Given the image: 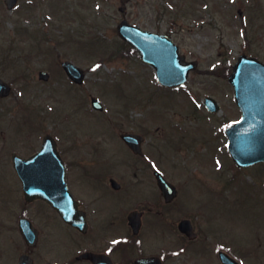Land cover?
Segmentation results:
<instances>
[{
    "label": "rangeland",
    "instance_id": "obj_1",
    "mask_svg": "<svg viewBox=\"0 0 264 264\" xmlns=\"http://www.w3.org/2000/svg\"><path fill=\"white\" fill-rule=\"evenodd\" d=\"M21 3L10 11L0 0V74L14 89L0 100V148L28 152L33 147L27 137L39 129L58 131L64 142L73 137L80 153L82 145L91 151L88 141L121 163L131 154L120 133L139 132L187 189L172 208L176 216L165 220H197V242L170 264H219L216 247L224 240L245 264H264V164L238 168L224 133V121L231 124L240 115L228 79L233 64L241 53L264 61V0ZM123 18L168 33L188 60H198L186 84L165 88L157 81L154 69L120 39L116 28ZM36 30V37L27 32ZM64 59L86 70L81 86L65 75ZM41 69L50 71L49 81L39 79ZM209 94L221 103L217 114L204 105ZM92 95L103 113L91 107ZM34 121L42 124L35 127ZM128 166L116 173L127 184L136 180ZM197 204L201 215L190 209ZM158 241L152 235L153 245Z\"/></svg>",
    "mask_w": 264,
    "mask_h": 264
},
{
    "label": "flooded vegetation",
    "instance_id": "obj_2",
    "mask_svg": "<svg viewBox=\"0 0 264 264\" xmlns=\"http://www.w3.org/2000/svg\"><path fill=\"white\" fill-rule=\"evenodd\" d=\"M39 131L27 137L31 151L0 148V264H170L195 245L197 220H165L176 216L172 208L187 189L180 188L172 169L169 173L160 157L152 155L146 136L137 154L123 142L131 156L120 163L107 159L105 149H93L88 141L84 143L91 151L82 145L85 152L80 153L73 137L64 142L58 131ZM48 136V155L23 167L19 157L30 159L41 152ZM129 164L136 180L127 184L116 173L125 172L122 167ZM22 169L29 173V195L20 177ZM160 174L175 188L171 198L160 185ZM190 209L197 215L204 210L199 204ZM70 212L72 222L64 217ZM183 219L191 221L193 236L182 230ZM152 235L159 237L155 245ZM226 242L216 247L219 264L220 251L242 258Z\"/></svg>",
    "mask_w": 264,
    "mask_h": 264
},
{
    "label": "water",
    "instance_id": "obj_3",
    "mask_svg": "<svg viewBox=\"0 0 264 264\" xmlns=\"http://www.w3.org/2000/svg\"><path fill=\"white\" fill-rule=\"evenodd\" d=\"M15 1L8 0V4L12 7ZM118 31L140 51L143 60L156 67L158 80L164 85L177 86V84L186 83L190 70L197 65L195 61L185 62V57L180 53L178 45L165 34L142 30L137 25H131L127 20L121 22ZM62 65L75 81L81 83L84 80L86 75L77 65L71 61H64ZM234 68L229 79L236 90V100L243 115L238 123L226 129V133L229 136L230 153L239 166L245 167L255 162H264V62L242 54ZM39 77L48 80L50 76L47 72L41 71ZM11 90L10 84L0 78V96H6ZM92 99L93 106L103 108L96 97ZM206 104L214 111L219 109L218 102L211 96L206 98ZM122 137L127 140L135 152L141 149V136L126 133ZM45 150L46 147L39 155H46ZM26 174L22 173V175ZM158 178L165 194L167 196L169 194L170 198L175 195L174 186L161 174ZM190 225V221L184 220L181 227L193 236L189 230ZM221 257L225 264H240L224 254H221ZM155 263L160 264L158 261Z\"/></svg>",
    "mask_w": 264,
    "mask_h": 264
}]
</instances>
